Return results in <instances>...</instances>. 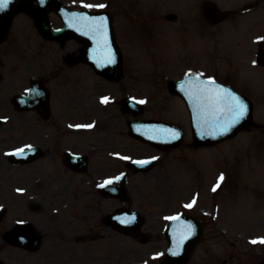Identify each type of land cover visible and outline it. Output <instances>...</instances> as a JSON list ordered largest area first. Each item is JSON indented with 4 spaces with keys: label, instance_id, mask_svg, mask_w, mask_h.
I'll use <instances>...</instances> for the list:
<instances>
[{
    "label": "rangeland",
    "instance_id": "rangeland-1",
    "mask_svg": "<svg viewBox=\"0 0 264 264\" xmlns=\"http://www.w3.org/2000/svg\"><path fill=\"white\" fill-rule=\"evenodd\" d=\"M61 1L69 7L79 10H97L100 4L108 2L107 8L114 11L113 21L118 44L126 54L124 62H129L136 68L135 72L141 73L138 77V83L144 85L143 87L148 90L147 92L151 93L150 97H148V99L151 98V108L148 113L152 116L169 115L172 122L180 123L185 129H188L187 117L181 101L174 97L164 100L160 81L178 79L188 72L199 73L208 77V79L214 77L223 81L228 78L231 69L234 68V58L237 60L235 63L240 61L244 65L246 62L248 69L251 71L257 69L252 64L253 45L250 48L249 45L245 46L244 42L246 41L244 38L249 39L250 37L247 32L249 31L248 25L244 27L243 22L239 19L226 20L217 26L206 24L204 19L200 17L201 8L199 5L203 0ZM214 1L220 8L231 9L248 0H234V2L233 0ZM89 5L91 7H88ZM169 13L176 14L177 20L173 22L166 21L163 17ZM22 17L28 19L29 23L20 22L24 18L17 19L15 27L13 26L8 32L4 42L0 43V52L1 50L4 51L6 54L5 60L7 59V61L12 56L15 58V62L18 63L19 55L20 53L23 54L24 51H27V53L30 51L35 55L41 49L46 53L42 47H38L35 43V36L30 26H28L32 23L31 20L27 16ZM51 18L55 20L54 15H51ZM237 26L238 28L240 27L238 30H236ZM262 26L264 27V23H262ZM244 28L246 33H243ZM76 46L77 44L64 45L62 52H68L67 49L74 50L73 48H76ZM15 48L21 50V52H16ZM58 53H60V50L53 51L47 55L50 60H54ZM47 55H42L43 59L47 58ZM3 59H0L1 67L5 65ZM39 64L37 62L28 67V71H30L28 73L36 74ZM26 69L27 67L23 65L18 70V73L13 71L15 83L19 84L21 82V75L26 73H21V71ZM235 69H237L235 71L236 74L240 67ZM151 70H153L152 73ZM243 76L244 80L240 79V81L244 84L246 90L253 92L256 89L257 91L261 89L263 84L261 81L257 83L251 82V75L245 71H243ZM257 77L264 79V71L258 72ZM232 78L234 82L238 80L236 76ZM157 86L160 89L156 90ZM135 88L127 86V90L134 94H136ZM158 95L160 98H158ZM161 103L166 108H161ZM261 104L264 105L263 102ZM167 109L168 114L164 115L162 112ZM104 113L106 114L107 112ZM259 120L264 122V116L259 118ZM187 141L190 142L189 133ZM260 142V133L253 131L250 134H242L237 139L219 145L214 149V153L208 150L199 152L181 150L183 152L181 154L187 157V162H181L180 164L171 162L169 164V174H171L172 183L174 182L176 186L185 183L188 189L195 187V184H193L195 173L197 174L196 177L203 179L205 183L206 181L202 175L206 177L208 180L207 186L211 185V180L214 177H223L219 189L221 191L220 201L225 202L228 207L231 214L230 219L228 222L225 220L226 225H220L219 237L214 232L215 227L206 230L207 240L204 243L205 245L202 246L203 250L210 247H216L219 250L221 246H216L215 238L225 237L243 241L250 237L264 236V227L258 228L255 223L257 219L264 220V202L253 195L257 192L260 193L259 191L264 189V151L262 150L264 146H260ZM179 152L176 153L177 156L180 155ZM161 168L164 169L163 166ZM200 170L202 173H200ZM155 172L152 171L149 176L160 175ZM165 174L168 173L165 172ZM164 185H166L165 182L160 183V186ZM149 186L150 184L148 183V190L151 191ZM152 190L153 192L156 191L155 188H152ZM253 191L255 192L251 194ZM221 206L223 207L224 205L221 204ZM245 209H247L246 216L244 215ZM218 240L222 242L221 239ZM235 242L239 246L234 255L237 261L243 258V253L239 251L242 248L241 242L236 240ZM0 250L1 256L4 257L3 246H0ZM31 258H34L32 261L37 259L41 264L40 258L35 254ZM46 263L44 262V264Z\"/></svg>",
    "mask_w": 264,
    "mask_h": 264
},
{
    "label": "flooded vegetation",
    "instance_id": "flooded-vegetation-1",
    "mask_svg": "<svg viewBox=\"0 0 264 264\" xmlns=\"http://www.w3.org/2000/svg\"><path fill=\"white\" fill-rule=\"evenodd\" d=\"M21 115L25 116L26 112ZM43 128L40 127L29 139L42 148V159L44 155L48 157L46 163L27 168L21 174H9L0 186L5 210L3 242L7 258L26 263L33 254L15 246L17 234L14 230L20 224H29L39 232L40 251L35 255L39 256L41 264H91L93 258L102 260L103 257L96 254L100 255L105 249L106 232L112 251L117 255L123 235L108 225L107 216L119 210L122 202L116 199L118 197H109L103 188L123 187V178L117 179V175L109 176L100 169H91L89 134L70 145L77 151L72 152L86 155L89 167L87 165L82 172L68 169L62 162L59 149V140L68 133H60V128L54 127L50 136ZM109 180L112 183H106ZM170 199L167 196V200ZM21 239L24 242V234Z\"/></svg>",
    "mask_w": 264,
    "mask_h": 264
},
{
    "label": "snow or ice",
    "instance_id": "snow-or-ice-1",
    "mask_svg": "<svg viewBox=\"0 0 264 264\" xmlns=\"http://www.w3.org/2000/svg\"><path fill=\"white\" fill-rule=\"evenodd\" d=\"M8 3H9V0H0V10L7 8ZM88 7H91V6L89 5ZM100 7H103V6L101 5ZM111 62H112L111 60L108 61V63H111ZM221 96H227L230 98L228 111L231 112V119L228 121V123L225 126H223L220 129V134H224L233 125L239 123L246 116L249 109H248V105L246 104V102H244L240 97L233 95L230 91L227 93H221V92H219V90H217V97L219 98ZM102 102L106 103L107 100L105 99ZM139 103H143V101H140ZM173 138H175V137H173ZM143 163H147V162L145 161ZM117 179H119V177H117ZM220 179L222 180L223 177L221 176ZM106 183L110 184V183H112V181L109 180V181H106ZM216 187H219V184H217ZM213 191H215V187L213 188ZM188 207H191V205H188ZM133 219H134V217H133ZM166 219H178V217H171V218H166ZM126 222L130 223L131 220H127V221L122 220L121 221V223H126ZM185 238H187V237H185ZM262 242H264V241H262ZM173 254H175V253H173Z\"/></svg>",
    "mask_w": 264,
    "mask_h": 264
},
{
    "label": "water",
    "instance_id": "water-1",
    "mask_svg": "<svg viewBox=\"0 0 264 264\" xmlns=\"http://www.w3.org/2000/svg\"><path fill=\"white\" fill-rule=\"evenodd\" d=\"M30 1L31 0H9L7 8H4L3 10H0V20H4V21H2V23H4L6 20L8 21V19L10 18L11 14L14 12L16 7L25 6L24 3L25 2L27 3V2H30ZM44 2L42 1V4L38 7V9H40L43 13H45V11H46L45 9L47 7L46 4H43ZM41 8L44 9V10H42ZM59 8L61 9L62 7H59ZM36 19L39 22L38 24L41 25V31L43 33L49 34L50 31H49L48 27L45 24L46 22H45L43 14L42 13L37 14L36 15ZM67 32H69V28L67 29Z\"/></svg>",
    "mask_w": 264,
    "mask_h": 264
}]
</instances>
